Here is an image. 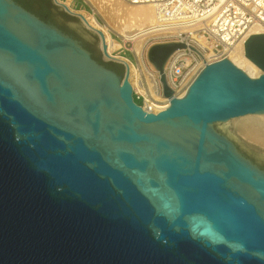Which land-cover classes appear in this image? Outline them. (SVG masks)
Wrapping results in <instances>:
<instances>
[{
    "label": "water",
    "instance_id": "water-1",
    "mask_svg": "<svg viewBox=\"0 0 264 264\" xmlns=\"http://www.w3.org/2000/svg\"><path fill=\"white\" fill-rule=\"evenodd\" d=\"M20 1L42 16L55 5L100 56L66 5ZM184 47L149 48L170 98L149 113L128 68L0 0V264H264V169L216 128L264 114V33L244 42L258 77L225 58L179 98L164 66Z\"/></svg>",
    "mask_w": 264,
    "mask_h": 264
},
{
    "label": "built area",
    "instance_id": "built-area-1",
    "mask_svg": "<svg viewBox=\"0 0 264 264\" xmlns=\"http://www.w3.org/2000/svg\"><path fill=\"white\" fill-rule=\"evenodd\" d=\"M59 1L65 5L67 0ZM72 1L68 8L75 10ZM122 1L129 5H152L155 9L154 24L135 30L130 39H121L135 61L127 58L134 70L128 69L133 98L149 113L164 110L170 101L164 95L159 72L148 60L152 45L170 42L186 45L169 57L164 68L167 85L174 96L181 98L206 64L228 58L236 45L244 44L255 29L264 27V0ZM137 39H141L143 45L140 53L127 47Z\"/></svg>",
    "mask_w": 264,
    "mask_h": 264
},
{
    "label": "bare ground",
    "instance_id": "bare-ground-1",
    "mask_svg": "<svg viewBox=\"0 0 264 264\" xmlns=\"http://www.w3.org/2000/svg\"><path fill=\"white\" fill-rule=\"evenodd\" d=\"M55 1L57 2V4H61L59 0ZM106 2L109 6H112L117 15L122 16L120 20H123V22H121L122 26L120 28V32H122L125 39H130L135 30L149 27L155 22V9L152 5H140L139 7L127 10L124 5L118 0H106ZM64 4L68 7L70 4V0H67ZM69 10L70 12H72V14L80 18L82 23L89 31H92L97 35H99V32L103 34L106 51L108 54V56L103 55L106 60L120 61L126 66V68H131V70L134 71L132 66L128 64L126 58L115 55V51L120 49L122 47V44L112 38L109 30L106 27H104L93 15H90L84 11H75L70 8ZM254 33H264V27L255 29ZM134 43L136 47L135 50L140 53L143 47L141 39L134 40ZM100 47L102 49L101 40ZM244 54V44L239 43L228 54V58L235 65L243 69L249 76L253 78L258 77L262 70L258 66H256L250 59L244 56ZM166 65L167 62L164 68L166 67ZM132 84H135L134 81L132 82ZM233 119H236L235 122L237 123L236 125L238 127V130L243 136L264 148V114H249Z\"/></svg>",
    "mask_w": 264,
    "mask_h": 264
},
{
    "label": "rangeland",
    "instance_id": "rangeland-1",
    "mask_svg": "<svg viewBox=\"0 0 264 264\" xmlns=\"http://www.w3.org/2000/svg\"><path fill=\"white\" fill-rule=\"evenodd\" d=\"M118 1H120L127 10H131L133 8L140 6V5H129V4H126L125 2H123L122 0H118ZM51 2L54 5L53 0H51ZM72 5H73V8L75 9V11H79V12L84 11L90 15H95V17L100 21V23L109 30L112 38L114 40L120 42L123 45V43L121 42V39H123L125 37L123 36L122 32H120L121 31L120 28L122 26L121 23L118 24L119 23L118 21H120L122 16L117 15L116 11L113 10L112 6L108 5L106 0H104V1L103 0H73ZM56 7L62 9L66 15L71 16L74 19H76L78 22H80V24L82 25V27L84 29L88 30L86 28V26L82 23L80 18H78L77 16H72V15L68 14L61 6H56ZM120 22H123V20H121ZM90 32H92V31H90ZM93 34L98 38L99 50H100V61H102L104 63L113 62V63L120 64L121 68H122V74H124L125 73V65L120 61L106 60L101 53L99 36L95 33H93ZM127 47L133 48V50L136 49L135 43L133 45H127ZM136 52H137V50H136ZM115 55H118L120 57L124 56V58L126 57V59L128 58V59L132 60L133 62H135L134 58H133V53L131 52V50L126 49L124 47V45H123V47H121L120 49L115 51ZM132 82H133V78H132ZM235 121H236V119H231L225 123H218V124H216V128L218 130L222 131L224 134H226L230 139H232L234 141V143L237 145V147L239 148V150L241 152H243L246 156L251 158L258 165L264 166V148L262 146H260L259 144L255 143V142L247 139L245 136H243L239 132L238 127L236 125L237 123ZM235 125H236V127H235Z\"/></svg>",
    "mask_w": 264,
    "mask_h": 264
},
{
    "label": "flooded vegetation",
    "instance_id": "flooded-vegetation-1",
    "mask_svg": "<svg viewBox=\"0 0 264 264\" xmlns=\"http://www.w3.org/2000/svg\"><path fill=\"white\" fill-rule=\"evenodd\" d=\"M20 4H22L24 7H26L27 9H29L30 11H32L33 13H35L36 15L40 16L41 18L43 19H50L55 25H57L60 29H62L63 31L69 33L70 35L74 36L75 38H77L78 40L81 41V43L88 49L90 50V52L92 53V55L98 59L100 61V56L95 52V50L93 49V47L87 43L86 41H84L83 39L79 38L73 31L69 30L67 27L63 26V25H59L58 23H56L54 20H53V17H52V13H53V8L54 6L48 4V8H49V13H46L45 15H40L39 13H37L36 11L28 8L25 4H23L22 2H20V0H17ZM115 69L117 72H119L116 68H113ZM120 73V72H119ZM262 169H264V166H261L259 165Z\"/></svg>",
    "mask_w": 264,
    "mask_h": 264
},
{
    "label": "trees",
    "instance_id": "trees-1",
    "mask_svg": "<svg viewBox=\"0 0 264 264\" xmlns=\"http://www.w3.org/2000/svg\"><path fill=\"white\" fill-rule=\"evenodd\" d=\"M48 3H49V1L50 0H46ZM21 2V1H20ZM29 8V7H28ZM45 13H49V8L47 7L46 9H44V11H43V14H45ZM109 67H111V68H116V66L114 65V64H112V63H106ZM117 69V68H116ZM118 70V69H117ZM120 72V71H119ZM121 73V72H120Z\"/></svg>",
    "mask_w": 264,
    "mask_h": 264
},
{
    "label": "crops",
    "instance_id": "crops-1",
    "mask_svg": "<svg viewBox=\"0 0 264 264\" xmlns=\"http://www.w3.org/2000/svg\"><path fill=\"white\" fill-rule=\"evenodd\" d=\"M124 57V56H123ZM126 58V57H125Z\"/></svg>",
    "mask_w": 264,
    "mask_h": 264
}]
</instances>
